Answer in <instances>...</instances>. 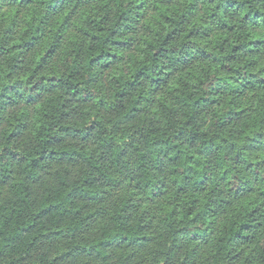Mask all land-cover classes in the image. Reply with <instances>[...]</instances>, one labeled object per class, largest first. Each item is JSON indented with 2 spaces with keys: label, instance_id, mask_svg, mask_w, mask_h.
Returning a JSON list of instances; mask_svg holds the SVG:
<instances>
[{
  "label": "clouds",
  "instance_id": "clouds-1",
  "mask_svg": "<svg viewBox=\"0 0 264 264\" xmlns=\"http://www.w3.org/2000/svg\"><path fill=\"white\" fill-rule=\"evenodd\" d=\"M0 264H264V0H0Z\"/></svg>",
  "mask_w": 264,
  "mask_h": 264
}]
</instances>
